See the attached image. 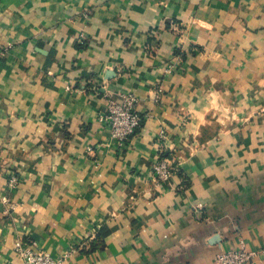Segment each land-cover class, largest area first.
<instances>
[{"label":"crops","instance_id":"obj_1","mask_svg":"<svg viewBox=\"0 0 264 264\" xmlns=\"http://www.w3.org/2000/svg\"><path fill=\"white\" fill-rule=\"evenodd\" d=\"M128 93L144 120L119 146L99 114ZM9 171L0 264L17 239L68 264H215L242 240L264 264V0H0V198Z\"/></svg>","mask_w":264,"mask_h":264},{"label":"built area","instance_id":"obj_2","mask_svg":"<svg viewBox=\"0 0 264 264\" xmlns=\"http://www.w3.org/2000/svg\"><path fill=\"white\" fill-rule=\"evenodd\" d=\"M179 57V56H178ZM172 67L170 64L166 71ZM161 90L160 88L158 89ZM136 99L131 93L123 94L121 100L108 99L106 110L99 114V119L106 128L109 129L111 140L117 145L124 144L139 128L144 120V114L135 108ZM158 136L165 139V131L160 129ZM178 171V167L168 157L160 156L154 161L150 168L152 180L159 184L169 180L174 173ZM19 184V177L15 171L7 173V182L1 201L5 204V213H10L16 208L13 201L12 193L16 191ZM14 249L21 258L23 264H68L71 256L77 249L74 247L55 256L41 248H36L33 242L17 239ZM256 251L248 249L241 240L237 248L220 249L215 253V264H255Z\"/></svg>","mask_w":264,"mask_h":264}]
</instances>
